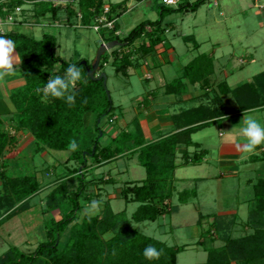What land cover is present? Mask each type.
<instances>
[{
	"label": "trees",
	"instance_id": "16d2710c",
	"mask_svg": "<svg viewBox=\"0 0 264 264\" xmlns=\"http://www.w3.org/2000/svg\"><path fill=\"white\" fill-rule=\"evenodd\" d=\"M24 1L13 0L8 6L0 5V12L4 14V7L10 12L16 7H22ZM60 1L62 0L41 2L40 9L36 11L37 17L41 18L47 14L56 17L63 8L61 4H57ZM128 1L108 4L105 0H77L83 25L94 26L96 20L102 16H105L107 21L114 22L113 28L101 27L98 31L102 32L105 42H119L113 51L114 66L117 73L121 72L125 76L129 75L130 68L138 67L143 57L151 55L166 40L165 34L169 29L164 26V18L167 14L175 11H196L207 0L179 1L177 7H166L162 0L158 19L141 22L122 38L117 34L120 28L118 18L127 11ZM106 6L109 7L108 12H105ZM66 8L70 16L78 13L73 6ZM0 35L14 42L20 58V68L27 81L23 88L15 90L12 95L17 110L14 118L16 127L31 131L40 144L54 150H69L71 142L76 141L79 147L71 152L68 162L82 160L83 164L80 169L68 168L69 172L66 173L69 178L77 176L80 179L77 189L69 192L70 210L60 219L52 218L45 223V240L35 249L24 251L17 246H11L0 256V264H180L177 256L187 248V244L170 245L146 235L133 223L156 221L172 213L171 199L176 191L175 170L180 166L177 163L179 147L195 145L191 138L192 133L209 122L187 127L146 143L138 119L135 118V133L123 128L112 138L110 144L101 145V139L105 136L102 124L107 117L110 122H113L114 118L116 120L112 112L117 106L114 105L110 92L107 93V80L105 83L104 78L97 80L88 75V67L92 66L89 60L84 58L65 61L57 54V37L51 33H44L40 39L17 31H7ZM194 44L197 46V43ZM108 60V55L102 56L101 70ZM83 61H86V64ZM71 63L77 64L81 69L82 80L76 86V102L69 107L63 100L45 98L43 88L51 76V71L45 70L51 69L55 74L62 75ZM212 70V60L208 55L201 54L185 65L183 76L171 82L169 86L176 88L178 85L179 91H184L186 87L182 84V79H186L189 84L199 82L201 86L206 87L211 80ZM106 76L108 78L107 74ZM219 88L223 93L232 92L239 105V111L264 107V72L255 76L253 82H247L233 90L225 82H221ZM144 104H147L146 100ZM7 111L3 113H8ZM221 112L200 111L199 117L211 119L222 115ZM16 144L17 138L2 129L0 119V160L11 149H15ZM134 154L137 155L139 164L145 168L146 177L140 181H126L119 192V197L126 202L139 204L132 216L129 217L126 210L115 212L107 199L104 200L100 214H85L78 220L79 210L85 206L81 204L80 199L89 200L87 185L98 183L96 178L86 180L87 172L93 167L88 164L87 156L93 157L95 165H100L119 156ZM202 156L203 153L199 152L191 157L185 152L182 165L198 163ZM103 179L101 177L99 180ZM0 181L1 228L4 223L27 208L42 185L36 175H10L6 164L0 167ZM67 182L68 179L61 180L48 195L49 208L61 205L58 196L67 191ZM253 186L255 206L250 211L248 220L244 225L241 224L242 227L247 225L251 232L240 236H227L222 245L210 248L204 247L207 241L204 232L197 244L207 250V260L194 264H264V173ZM196 195L195 190H183L179 193V201L188 203L189 199ZM204 217L206 216L200 214L198 222H202ZM214 218L206 232L209 238L211 236L210 239L214 238L213 232L231 233L240 225L237 215L230 220L223 215H215ZM226 222L228 225L224 228ZM67 230L69 232L63 238ZM149 245L161 251L158 260L150 262L143 257V250Z\"/></svg>",
	"mask_w": 264,
	"mask_h": 264
},
{
	"label": "rangeland",
	"instance_id": "374dc122",
	"mask_svg": "<svg viewBox=\"0 0 264 264\" xmlns=\"http://www.w3.org/2000/svg\"><path fill=\"white\" fill-rule=\"evenodd\" d=\"M12 1L0 0V5L8 6ZM43 1L25 0L19 13H15L17 12L16 8L11 12L24 18V21L19 22V24L27 27L26 32L35 38L40 39L44 33L54 34L57 37V54L59 56L63 55L67 61H77L85 58L92 64L100 45L106 43L103 40L102 32L95 30L94 26L82 24L77 0L60 1L59 4L63 8L54 18L51 14L41 18L37 17L36 11L40 9V3ZM105 1L108 4H114L122 0ZM179 1L184 0H178L176 5L164 6L177 7ZM189 1L194 2L196 0ZM161 4H163L162 0H129L127 11L118 18L120 27L117 32L118 36L124 38L141 22L158 19ZM67 6H73L78 13L70 16ZM6 12H10V10ZM261 21L264 22V0H207L196 11H175L167 14L164 18V26L169 29L165 34L167 40L175 46L178 67L181 64H186L200 53L208 54L215 49L219 57L217 66L226 63L227 71H232L229 81L234 83V81L245 80L264 70V27L260 26ZM190 37L191 40H189ZM138 43L136 44L138 45ZM194 43L199 44L195 46ZM114 50L115 47L104 54L109 56V60L103 65L102 70L100 68L97 71V75L100 72H105L108 75L107 89L113 97L114 105L117 106L112 112L116 120L114 118V121L110 122L109 117H107L102 124L105 136L101 139V145L110 144L113 138L112 135L123 128L136 132L135 127L127 126L133 125V117L139 112L138 103L145 97L147 90L155 88L156 83L164 79L162 70L156 67L154 62H151L156 67L153 69L154 79H144L143 75L146 73V69L143 66L142 59L140 60V66L131 68L130 78L121 72L117 73L114 66ZM248 53H252L257 60L254 63L248 62L242 65L243 68H239L241 67L239 59L250 56ZM156 65H159L158 61ZM174 73L178 75L177 70H174ZM165 75L169 78V75H173V71H167ZM146 78L152 77L150 75ZM230 100V106L236 107L237 105L231 96ZM119 106L124 108L123 112ZM211 135H213V142L218 144L220 142L218 133L214 131ZM201 138L202 132L194 136V140L197 141ZM36 144V139L33 136L24 138L19 143L17 150L7 156L6 165L10 175H37L39 180L45 184L49 179L59 177L61 173L68 174V168L78 167L80 169L83 167L82 160L71 161L67 166L62 164V161L71 155L72 151L70 149L64 151L47 150L46 154H42L35 152ZM212 151L213 155L209 159L212 158L215 162L214 158L217 151L215 148ZM87 158L89 165L94 162L93 157L87 156ZM54 165H61V167L56 168L55 176L47 177V168L54 169ZM254 166L249 165V167H246L244 174H241L238 178L229 176L220 179L207 178L198 182L195 178L200 176L209 177L214 173L212 172L213 167L211 168L208 163L201 166L183 167L176 172L179 180L176 182L177 191L171 199L172 213L162 216L156 221L133 223V225L143 233L163 240L170 245L187 244V248L177 256L178 263H203L208 256L205 248L222 245L227 236H240L251 232L246 225L235 229L231 233L227 231H224V233L213 232L214 238L212 239L206 233L210 228V221L213 220V218H208L210 213L232 210L238 212L237 215L242 220L249 217V212L255 206V202L250 200L254 192L247 185V179L256 176L249 172L252 167L253 169L256 168ZM110 174L117 179V182L114 185L107 186L106 189L116 195L117 190L119 194V188L126 181L144 179L146 170L139 164L137 155H124L117 160L104 163L97 169L89 170L86 174V180L88 181L93 177L101 178ZM67 183V191L58 196V199L61 200L60 206L49 208V199L44 200L43 197L50 191L43 188L40 193L30 200L29 205L22 213L2 225L0 228V256L11 246L29 251L35 249L40 242L45 240V223L52 218L62 217L70 210L69 192L77 189L80 179L76 176L68 180ZM86 190L89 192L95 191L96 185L88 184ZM183 190H195L197 197H191L189 203L182 204L179 201V193ZM41 198L43 199L41 200ZM102 201L104 200L99 201L100 205H102ZM80 202L82 205L86 204L84 198H81ZM111 205L115 212L126 210L127 215L130 217L139 204L137 202H126L124 199L115 196L111 199ZM88 211L90 210H88L87 205L80 209L78 220L82 219ZM200 214L206 217L199 223ZM223 217L230 220L231 218L234 219L236 215L227 214ZM224 224V228H226L228 223ZM67 232L69 230L63 234V238L67 235ZM204 232L206 234L205 238H207L205 248L197 244Z\"/></svg>",
	"mask_w": 264,
	"mask_h": 264
},
{
	"label": "crops",
	"instance_id": "0c3cea01",
	"mask_svg": "<svg viewBox=\"0 0 264 264\" xmlns=\"http://www.w3.org/2000/svg\"><path fill=\"white\" fill-rule=\"evenodd\" d=\"M260 26L264 27L263 21L260 22ZM26 28L27 27H25L24 25L15 24L8 26L6 32L17 31L21 33L30 34L26 32ZM198 44L199 43H197V45ZM201 54H205V53H200L197 56ZM14 55H16V63L14 61L13 70L10 72L9 75L0 78V119L2 121V129L9 132L11 135L15 136L17 138V144L15 149H11L10 152H7V154L3 158H1L0 167L3 164H6L7 156L17 150V148L19 147V143L21 142L22 139L28 138L29 136H33L35 138V136L31 131L27 129H18L16 127V123L14 120L17 110L12 98L13 92L15 90L23 88L27 83L25 75L22 69L20 68V58L16 50ZM206 55L209 56L213 64V70H212L213 73L211 75L210 82L206 85V87H203L199 82L195 84H189L186 79H182V84L185 85L186 87L184 91H179L178 85L176 86V88H174L173 86H169V84L174 80L182 77L183 69L185 65L191 62L197 56L193 57L186 64H181L178 67L175 46L172 43H170L166 38V40L157 47V50L155 52H153L151 55L147 57H143L142 62H143V66L146 69V73H144L143 78L154 79L153 69L158 67L162 70L163 72L162 77L164 79L163 80L161 79L160 80L161 82L160 81L157 82L155 88L146 91L145 97L142 99V101L138 103L140 106L138 109L139 112L136 113V116L133 117V120L135 118L138 119L140 129L142 130L146 143L156 141L167 135L183 130L184 128L209 122L208 125H205L204 127H201L200 129L192 133L191 138L193 142L196 143L195 145H190L188 147H184L183 145H181L179 147V150L177 152V163L180 166L175 170V185L177 180H179V178L176 175V172L183 167L194 166V165L201 166L205 163H208L211 168L213 167L212 172L214 173L212 175H209V177L200 176L195 178V180L198 182V181H203L207 178L220 179L221 177L225 178L228 176L233 178H238V176L244 174L246 167H249V165L252 166L255 165L256 168L253 169L252 167L249 172L250 174L251 173L255 174L256 178L249 177L247 179V185H249L251 187V190H253L254 192L253 197L250 200L254 201L255 191L253 185L257 181L259 176L264 173V145L257 146L251 153H244L242 151H237L231 143H225L224 138L232 140L235 137L234 131L231 134V136H229V133L227 131H230L233 127L238 128L240 126V123H242V119L244 118L245 112L248 115L253 116L257 120L264 121V107L254 108L246 111H239V105L235 97L233 96L232 92L229 93L221 92L219 88V84L221 82H225L229 86V88L233 90L234 88H237L247 82H253L255 76L264 72V70L259 71L258 73L252 75L251 77L245 80H240V81L237 80L234 81V83H231L229 81V78L232 75L231 73L232 71H227L226 63L222 64V66H217L219 57L217 56L215 49ZM249 55L251 57L247 55L248 57L244 59H239L241 63V67L239 68H243L242 65H245L248 62L254 63L257 60L256 57L252 55V53ZM157 61L159 65H156ZM151 62H154L156 67H154L153 66L154 63L152 65ZM130 70L131 68L129 69V75L126 77L130 78L131 76ZM174 70H177L178 75L174 73ZM167 71H173V75L172 76L169 75V78L165 75V72ZM150 75L152 78H146L149 77ZM230 96L232 97L234 103L237 105L236 107L230 106V102H231ZM218 97L219 99L217 100ZM145 100L147 102L146 105L144 104ZM204 107L207 108L204 109ZM119 108L123 112L124 108H121V106H119ZM212 110L222 111L221 112L222 115L213 117L211 119H205L199 117L201 115L200 111L212 112ZM6 111L8 113H3ZM127 127H134V125ZM213 129L215 132L218 133V136L220 137L219 140L220 142L218 144H215V142H213V138H212L213 135L210 136V134L214 132ZM201 132H202V138L199 141L194 140V136ZM117 134L118 131L115 132L114 135H112V137H115ZM36 142H37L35 148L36 153L43 154L47 150H54L44 147L42 144H40L37 141V139ZM214 148L217 151L215 158L213 157L215 159V162H213L212 158L211 160L209 159V157L213 155L212 149ZM56 151H64V150H56ZM185 152H188L191 157H193L196 153L199 152L203 153V156L201 161L198 163L182 165L183 154ZM69 157L66 160L62 161V164H64V166H67V164L71 162V161L68 162ZM119 157L113 160H117ZM108 162L110 161L103 162L100 165H95L94 163H92V166L94 167V168L92 167V170L97 169L104 163H108ZM59 167H61V165L55 166L54 169H50V167H48L46 170V176L47 177L55 176L56 168ZM102 177L104 178L103 181L99 180L100 177H93L96 178V182H98L92 184V185H96V190L92 192L87 191V196L89 197V200H86L85 206L87 205L88 210H90L87 212V214L89 213V215L100 214L104 204V201H102L101 202L102 205H100L99 202L100 200L109 199L111 202L112 197L117 196L118 198H120L118 194V190H117V194L113 195L112 192H109L106 189L107 186L111 184L112 185L116 184L117 179L114 178L111 174L109 176H102ZM37 179L39 180L38 177ZM64 179L70 180L72 178L71 177L69 178L68 175L66 176V173L65 174L61 173L59 177L51 178L45 184H43L39 180L42 185L41 190L43 188H47V190L50 191L47 195H45V197H43L44 200L48 198V195L51 193L54 187H56V185L61 180ZM106 180H112L113 182L105 183L104 181ZM128 181H140V180H128ZM119 189L121 190V187ZM41 190L38 193H40ZM195 197H197V195ZM43 198H41V200ZM97 207H99L97 209L98 212L97 210L94 211V209H96ZM237 213L238 212L232 210L230 211L226 210L224 212L213 213V214L210 213L209 218H213V220L210 221V224L214 221L215 215H227V214L237 215ZM60 218L61 217H58L56 219H60ZM247 220L248 218L246 220H242L239 218L238 222L240 225L238 224L239 225L238 228L242 227V225H244V223Z\"/></svg>",
	"mask_w": 264,
	"mask_h": 264
},
{
	"label": "clouds",
	"instance_id": "9594fccd",
	"mask_svg": "<svg viewBox=\"0 0 264 264\" xmlns=\"http://www.w3.org/2000/svg\"><path fill=\"white\" fill-rule=\"evenodd\" d=\"M15 50L14 42L0 35V78L9 75L13 70L14 61L16 63ZM60 57L67 61L63 55ZM45 71H51V76L44 85L43 96L63 100L69 107H72L76 102V86L82 80L81 69L77 64L71 63L62 75L55 74L51 69ZM233 131L235 137L232 140L224 138V142L231 143L237 151L251 153L257 146L264 145V121L257 120L246 112L240 126L227 131L229 136ZM78 147L77 142L72 141L69 149L76 151ZM160 256L161 251L152 245L143 250V257L147 261L158 260Z\"/></svg>",
	"mask_w": 264,
	"mask_h": 264
},
{
	"label": "built area",
	"instance_id": "2783aa9c",
	"mask_svg": "<svg viewBox=\"0 0 264 264\" xmlns=\"http://www.w3.org/2000/svg\"><path fill=\"white\" fill-rule=\"evenodd\" d=\"M163 2L166 5H176L178 0H163ZM60 2H57L59 4ZM109 7H105V12H108ZM4 12H0V33L6 32L5 28H8V26L19 24V22L23 21V18L18 17L14 14V12H6L5 8L2 10ZM15 13H19L21 11V7H16ZM97 23L94 25L95 30H99L101 27H109L113 28L114 22L113 21H107L105 16H102L98 18Z\"/></svg>",
	"mask_w": 264,
	"mask_h": 264
},
{
	"label": "water",
	"instance_id": "95a60500",
	"mask_svg": "<svg viewBox=\"0 0 264 264\" xmlns=\"http://www.w3.org/2000/svg\"><path fill=\"white\" fill-rule=\"evenodd\" d=\"M119 45L118 41H109L106 43H102L100 45V48L98 50L97 56L94 60V62L92 63L91 67H88V75L93 78V79H97L100 80L102 78L105 79V83L107 80V76L105 72H101L99 75H95V73L100 70V61L102 56L108 51L111 50L112 48H114L115 46ZM84 64H86V61H83ZM107 93L109 94V91H107ZM95 151V148L94 150Z\"/></svg>",
	"mask_w": 264,
	"mask_h": 264
}]
</instances>
